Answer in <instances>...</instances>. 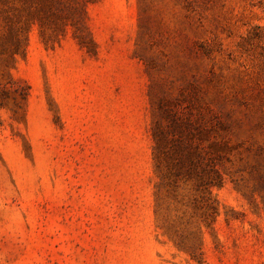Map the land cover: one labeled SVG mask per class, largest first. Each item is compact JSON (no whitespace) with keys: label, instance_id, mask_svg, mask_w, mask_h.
Segmentation results:
<instances>
[{"label":"rangeland","instance_id":"1","mask_svg":"<svg viewBox=\"0 0 264 264\" xmlns=\"http://www.w3.org/2000/svg\"><path fill=\"white\" fill-rule=\"evenodd\" d=\"M0 264H264V0H0Z\"/></svg>","mask_w":264,"mask_h":264},{"label":"trees","instance_id":"2","mask_svg":"<svg viewBox=\"0 0 264 264\" xmlns=\"http://www.w3.org/2000/svg\"><path fill=\"white\" fill-rule=\"evenodd\" d=\"M175 113H176V117H178V119L179 118L182 119V117L185 116V113H183V115H181L180 111H178V110H176ZM185 120L182 119L181 120L182 122L180 125H182L184 123L183 121H185V124L187 126H192L193 122L191 121V119L189 117H185ZM169 136H170V134L168 132H166L165 129L160 130L159 142H161V140H162V142L164 143V148H163V153H162L164 158L166 156H168V154H169V151L166 150L167 145L171 144V142H172L173 152L177 153L178 150H176V149H179L180 153H182L179 155V160H178L177 164L184 165L185 163H188V164L193 165L192 169L196 168V164H198V166L202 165L201 160L195 161V158H194L195 152L199 151V150L201 151V149L199 148V145H193L192 139L187 138V135H185L183 132L178 133L177 135L176 134L172 135L174 137L172 139H169ZM172 149H170V150H172ZM186 173H187V176L192 174L191 172H186ZM180 175H181L180 173L175 174V176H180ZM205 176H208L207 179L205 178ZM200 179L205 186H209L212 183L210 181V175H206V174L203 175L202 174Z\"/></svg>","mask_w":264,"mask_h":264}]
</instances>
